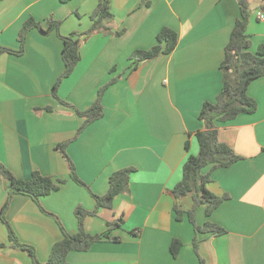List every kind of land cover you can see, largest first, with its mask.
Returning <instances> with one entry per match:
<instances>
[{
    "label": "crops",
    "instance_id": "1",
    "mask_svg": "<svg viewBox=\"0 0 264 264\" xmlns=\"http://www.w3.org/2000/svg\"><path fill=\"white\" fill-rule=\"evenodd\" d=\"M97 2L0 0V47L18 49V32L29 17L42 27L50 18L60 21L57 32L30 29L21 55L0 51V163L18 178L28 179L38 171L65 179L57 190L40 197V205L68 233L78 229V205L87 211L95 208L89 190L104 194L114 171L134 167L128 190L114 198L112 208L84 217L86 232L107 231L109 238L85 251L70 250L66 264H264V77L247 87L256 110L218 127V139L241 159L212 170L207 188L228 198L208 217L205 205L194 212L197 225L209 220L225 232H195L186 198L181 199L184 212L177 220L173 205L179 201L171 192L187 156L198 152L195 132L204 128L198 118L201 106L214 101L222 87L219 65L239 17L238 1L110 0V30L81 38L80 60L61 80L56 98L53 86L64 68L58 34L88 29ZM247 2L246 33L255 51L264 45V21L256 14H264V0ZM163 27L177 33L175 48L133 67L129 55L156 44ZM106 84L102 116L77 133L83 117L75 109L88 108ZM63 142L88 189L68 176L67 161L57 148ZM6 196L0 181V210ZM4 216L17 239L35 248L40 262L62 238L55 217L28 195H12ZM108 221H119L120 226L108 230ZM7 236L0 218V243L5 244L0 246V264H33L26 250L8 246ZM174 238L182 243L176 257L169 249Z\"/></svg>",
    "mask_w": 264,
    "mask_h": 264
},
{
    "label": "trees",
    "instance_id": "2",
    "mask_svg": "<svg viewBox=\"0 0 264 264\" xmlns=\"http://www.w3.org/2000/svg\"><path fill=\"white\" fill-rule=\"evenodd\" d=\"M59 1L66 3L69 0ZM237 1L240 10L239 17L234 21L219 65L222 72V87L214 101L203 102L198 118L202 121L204 128L195 132L198 152L187 156L182 165V177L171 189L174 199L179 201L178 204L175 202L173 205L176 219L180 220L184 212L180 208L181 199L189 197L190 205L187 207L186 213L195 232L200 231L215 235L223 234L225 229L209 220H206L202 225H197L194 220V212L199 205H205L204 213L208 217L223 200L228 198L226 194L216 195L211 192L207 188V183L211 180L210 174L212 170L218 167H228L241 159V156L237 155L228 144L218 139V127L230 122L242 113H252L256 110V103L254 99L248 96L247 87L252 80L264 77V45L258 46L255 51L250 50V39L246 33L249 16L248 2L247 0ZM89 17L92 22L85 31L73 32L66 36L58 34L63 41L61 58L64 68L53 86L52 94L56 98V89L61 80L70 75L80 60L79 46L81 38L92 33L110 30V22L113 18V14L110 11V0H98L95 9ZM59 25V20L50 18L47 20L46 26L42 27L40 23L29 17L24 21L18 32V49L0 47V51L21 55L24 52L26 34L30 29L36 28L42 33H48L51 30L57 32ZM116 34H119V32ZM176 44L177 33L171 28L163 27L156 35V44L148 49L133 51L129 55V59L132 60L133 67H135L141 61L154 59L161 53H170ZM112 81L113 79L109 83ZM108 84L98 89L95 100L88 108L84 110L75 109V112L83 117V122L79 126L77 133H80L88 124L102 116L101 94ZM60 102L70 106L64 100H60ZM65 145L66 142H63L58 144L57 148L67 161L68 176L76 183L85 185L88 189L87 185L78 178L73 163L67 157ZM185 148L188 149V141L185 142ZM207 166H209V170L204 173L203 169ZM133 170L134 167L129 166L114 171L109 177V187L102 195L94 194L89 190L95 199V208L92 211H87L78 205L74 210L78 229L75 233H68L58 218L40 205V197L57 190L65 179L52 178L42 175L38 171H33L28 179L18 178L5 165L0 163V181L4 183L7 192L6 200L0 210V218L7 229L8 246L26 250L33 264H66V255L70 250L85 251L94 242L109 238L107 231L99 234L86 232L83 228L84 217L87 214H96L101 208L111 209L114 198L128 190L130 174ZM16 193L30 196L43 212L55 217L61 229L62 238L52 245L48 259L45 262H40L37 259L35 248L32 245L22 243L17 239L13 229L5 219V210L12 195ZM114 226H120V222H107L108 230ZM110 239L117 240L118 238L112 237ZM181 244V241L176 238L171 241L169 249L173 257L178 255ZM4 245L0 243V246ZM193 246L196 249L197 242L195 237L193 238Z\"/></svg>",
    "mask_w": 264,
    "mask_h": 264
},
{
    "label": "built area",
    "instance_id": "3",
    "mask_svg": "<svg viewBox=\"0 0 264 264\" xmlns=\"http://www.w3.org/2000/svg\"><path fill=\"white\" fill-rule=\"evenodd\" d=\"M256 14L260 17V19H261L262 21H264V14L262 13L261 10H257Z\"/></svg>",
    "mask_w": 264,
    "mask_h": 264
},
{
    "label": "rangeland",
    "instance_id": "4",
    "mask_svg": "<svg viewBox=\"0 0 264 264\" xmlns=\"http://www.w3.org/2000/svg\"><path fill=\"white\" fill-rule=\"evenodd\" d=\"M255 0H252V3L254 4ZM187 201H190V198L189 197H186ZM182 202V201H181ZM201 205H199L196 209L200 208Z\"/></svg>",
    "mask_w": 264,
    "mask_h": 264
}]
</instances>
